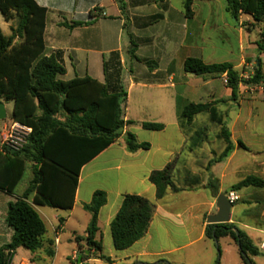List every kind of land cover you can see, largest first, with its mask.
<instances>
[{"label": "crops", "instance_id": "obj_1", "mask_svg": "<svg viewBox=\"0 0 264 264\" xmlns=\"http://www.w3.org/2000/svg\"><path fill=\"white\" fill-rule=\"evenodd\" d=\"M36 1L48 10L45 54H56L66 69V74L59 79L69 82L89 77L107 84L112 91H124V120L133 124L127 125L114 144L82 168L71 210L34 206L46 226L44 246L35 252L23 251V257L16 262L23 248L17 249L13 264H40L47 258L51 259L50 264H56L62 237L67 236V231L72 233L66 239L74 245L73 257L77 255L75 249L81 252L88 237L89 220L94 218L84 207L91 203L97 191L106 192L107 203L98 214L96 240L102 245L101 254L110 262L94 257L87 262L196 264L194 256L202 252L206 264H215L216 241L206 236L208 218L218 212L215 195L228 196L233 186L249 177L264 180V85L240 84L233 100L227 85L224 94L213 89L206 95L202 91L204 87L195 84L196 76L184 71V62L190 57L212 59L217 45H227V55L235 53V60L205 63H231L241 72V77L247 79L257 68L264 71V50L259 48L260 43L264 45L260 36L263 25L248 14H240L239 19L234 20L227 11V2L221 5L218 0L194 2L191 18L186 17L183 2L182 9L175 10L169 0H130V5L128 0H123L124 9L119 0ZM15 26L10 24L9 28ZM128 28L136 39L131 46L125 39ZM142 34L148 37L142 39L138 36ZM132 48L137 58L131 56ZM142 48L150 51L148 56L138 55ZM182 52L185 56L179 63L183 71L177 72L176 56ZM124 53L138 65L136 74L130 70L128 78L116 72V67L124 68ZM205 78L208 81L204 85H208L209 80L221 79ZM4 103L6 108L7 102ZM190 103H216L235 145L229 158L216 161L226 144L219 139L217 141L224 144L211 149L206 134L209 125L214 124L210 114H202L209 120L206 125L196 122L200 115L190 124L181 123L180 113ZM232 110L235 114L229 125L222 115ZM12 114L13 110L9 120L7 115L0 121V140L5 127L15 123ZM143 123H161L165 128L150 131L143 128ZM128 132L133 133L139 143H149L150 149L130 152L124 139ZM240 142L246 149L240 147ZM169 164L179 191L169 188L159 200L150 176ZM34 166L33 162L26 163L24 175L12 194L0 190V249L10 244L14 235L7 224L9 205L30 186ZM27 172L30 174L28 183L18 191ZM235 192L240 199L233 203L229 223L246 234L254 245L255 238L259 239L260 248L255 246L261 254L264 227L250 222L249 218L264 219V188L248 186ZM259 192L263 195L259 196ZM126 195L142 196L154 204L152 222L147 234L130 248L117 251L113 246L115 251L110 249L105 255L103 241L110 239L113 245L110 225ZM34 197L33 194L30 203ZM78 209L87 214L81 230L73 225ZM222 241L228 251L233 245L239 249L230 237H223L217 243ZM85 252L90 253L87 249ZM240 264H244L242 258Z\"/></svg>", "mask_w": 264, "mask_h": 264}, {"label": "trees", "instance_id": "obj_2", "mask_svg": "<svg viewBox=\"0 0 264 264\" xmlns=\"http://www.w3.org/2000/svg\"><path fill=\"white\" fill-rule=\"evenodd\" d=\"M196 1L183 0L187 18L193 17ZM122 9L123 0H119ZM227 11L234 20L240 14L251 15L264 29V0H226ZM47 8L36 0H0V13L6 22L16 20L11 35L0 28V100L13 103L12 120L32 129L27 145L20 152L0 149V190L12 194L26 170V163L33 162L34 177L25 193L10 203L7 224L14 235L10 244L0 249V264H7L8 251L25 248L31 252L43 248L46 226L34 206H48L55 209L71 210L74 205L82 168L102 151L114 144L127 125L124 120L122 103L124 91H112L107 84L94 79H74L63 82L59 78L66 74L63 62L56 54L46 55L44 34ZM264 43V31L261 33ZM260 50L264 45L259 44ZM136 50L130 54L137 58ZM117 59L118 54H114ZM116 64L120 65L119 62ZM120 74V67H116ZM184 71L195 76L209 78L228 77V87L235 98L240 84L264 85V71L257 68L247 79L241 77L233 64H207L199 58L190 57L184 62ZM210 114L211 121L221 126L220 139L226 148L216 161L229 158L235 149L229 128L218 114L216 103H190L180 113V121L190 124L202 114ZM150 131H162L161 123H143ZM125 143L130 152L149 150V143H139L136 136L128 132ZM241 148L245 145L239 143ZM171 164L164 170L155 171L150 181L156 187L157 199H162L169 188L178 192L171 176ZM264 188V180L249 177L232 187L239 191L244 187ZM35 197L29 202L32 195ZM107 203V194L97 191L85 210L94 217L93 226L88 228L85 239L90 254H82V264L91 258L104 257L102 245L96 240L97 218ZM154 204L138 195H126L122 206L111 222L110 229L115 250L123 251L142 239L148 232L154 215ZM233 224H210L206 236L219 241L230 237L237 245L244 264H254L251 256L260 255V250L249 237L239 229L236 234ZM219 251V247H218ZM220 252V251H219ZM52 255V252H49Z\"/></svg>", "mask_w": 264, "mask_h": 264}, {"label": "rangeland", "instance_id": "obj_3", "mask_svg": "<svg viewBox=\"0 0 264 264\" xmlns=\"http://www.w3.org/2000/svg\"><path fill=\"white\" fill-rule=\"evenodd\" d=\"M102 1L108 2V0H102ZM128 1H129L128 5H130L131 2H130V0H128ZM218 1H220L219 3H221V5H225V3H226L225 0H218ZM169 2L175 10H181L182 9V2H183L182 0H169ZM10 24L17 25V21L14 20L11 22H6L2 16V14L0 13V28L3 30L4 34H6V35L10 34V28H9ZM138 36H141L142 39H146V37H148V35H144V34L138 35ZM154 36H155V33H154ZM125 39H126V42L128 44H130V46H131L132 40L136 41V39L132 37L131 30L129 28L127 29ZM232 46H233V50L235 52V45H232ZM228 49H229V46H227V45H225L223 47L222 46L220 47L219 45H217L215 55L212 57V59H207V57H204L203 60H204V62H223V61H226L229 59L235 60V58H237L236 54L234 53L233 55H227V54H229ZM190 51L191 50H189L188 52H190ZM205 51H208V50H205ZM148 52H150L148 49L142 48L138 52V55L141 57H146V56H148ZM150 54H152V53H150ZM226 55H227V57H225ZM184 56H185L184 52H182L176 56L177 61H176L175 69L177 70V72H179L178 70L183 71V67H182V65H180L179 62H180L181 58H183ZM124 57L126 59V63L124 65V68L121 67L120 73L123 74L124 78H128L130 75V70H133V72L136 74V68L138 65L136 64L135 61H132L131 58H129V56L126 55L125 53H124ZM149 66H150V68H152V66H154V64L151 63V64H149ZM149 66L146 67L147 71H149L148 70ZM243 79H245V78H243ZM207 81H208V79H206L203 76H196L194 78V82L196 85H201L202 87H204L202 91L206 95L209 94L208 92L213 90V89L216 92H218V94H224L227 91L226 86L223 83L222 78L216 79L215 81L209 80L210 83L208 85H204V84H206L205 82H207ZM205 100H208V99H205ZM5 109H6V112L8 115V120H9L11 117L12 110H13L12 103L11 102L6 103ZM122 109H123V113H124L125 112V102L122 103ZM222 111H223V109H222ZM234 114H235V111L232 110V112L230 111L229 113H225L224 115H222V117L224 118V116H225V118H226L225 120L227 121V124L230 125L231 120L234 118ZM196 122L206 125L209 123V120H208L207 116L200 115L199 118H197ZM220 129H221V126L217 123H214V124H210L208 129L206 130L207 138L210 140L211 149H218L224 144L221 141L220 142L217 141L220 139V134H219V136H217V134L220 133ZM29 175L30 174L28 172L25 174V176H24V178H23V180H22V182L18 188V191H20L28 183ZM261 195H263V193L259 192V196H261ZM85 215H87V214H85V212H83L82 210H79V209L75 212V218H74V224L73 225L78 230H81L82 220L84 219ZM92 219L93 218H91L89 220V224L92 223ZM249 220H250V222H252L254 224L256 223V224L262 225L264 227V219L249 218ZM68 235H72V233L70 231H67V236ZM67 236L65 235L64 237H62V244L59 248V253H58V258H57L56 264H79V258L82 257V254L83 255L86 254L85 249H88V247L86 244H84L81 252L79 251V249H75V251L77 252L76 259H75L73 257L74 256V245L70 244L67 241V239H66ZM255 245L258 248H260L261 241L257 238H255ZM103 246H104V254L105 255L109 254L110 249L114 250L110 239L109 240L105 239L103 241ZM218 247H219L220 252L218 251ZM23 251H28V250L23 248L22 252L19 253V257L16 260V262L19 261L23 257V253H24ZM214 251H215V260H216L215 264H240L241 263V254H240L239 249L235 245H233L231 250L228 251L225 243L222 241V242L216 243V247L214 248ZM201 253L198 254V251H197L198 255L194 256L196 264H206V262H207L205 259L202 258ZM251 258H252V261L254 264H264V251H262L261 254L257 258H254V257H251ZM50 261H51V259L47 258L45 263L41 262L40 264H50ZM86 264H107V263L106 262L101 263V262H97V261L96 262L92 261V262H86Z\"/></svg>", "mask_w": 264, "mask_h": 264}, {"label": "built area", "instance_id": "obj_4", "mask_svg": "<svg viewBox=\"0 0 264 264\" xmlns=\"http://www.w3.org/2000/svg\"><path fill=\"white\" fill-rule=\"evenodd\" d=\"M223 82L225 85H228L227 75L223 76ZM32 129L29 127L22 126L18 123H13L10 126L5 127L4 133L1 136L0 140V149L3 151L11 152H20L27 145L28 137L31 134ZM228 198L232 203L237 202L240 198L235 191H231L228 194ZM56 243H59V240H56ZM15 251H8V260L7 264H13ZM76 259V256L74 257Z\"/></svg>", "mask_w": 264, "mask_h": 264}, {"label": "water", "instance_id": "obj_5", "mask_svg": "<svg viewBox=\"0 0 264 264\" xmlns=\"http://www.w3.org/2000/svg\"><path fill=\"white\" fill-rule=\"evenodd\" d=\"M6 109L5 103L0 100V121L6 119ZM216 196V206L218 208V212L214 215H211L208 218L209 224H227L230 221V215L233 208V203L229 200L226 194L215 195ZM94 218L92 219V223L90 227L93 226ZM237 235H239V230L235 229ZM238 246H240V242H238ZM89 255V253H87ZM79 264H82V257L79 258Z\"/></svg>", "mask_w": 264, "mask_h": 264}]
</instances>
